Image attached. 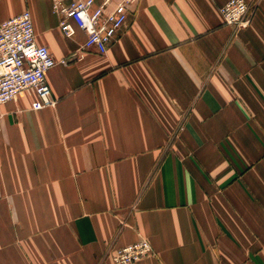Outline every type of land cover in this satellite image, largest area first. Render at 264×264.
<instances>
[{
    "label": "crops",
    "instance_id": "obj_1",
    "mask_svg": "<svg viewBox=\"0 0 264 264\" xmlns=\"http://www.w3.org/2000/svg\"><path fill=\"white\" fill-rule=\"evenodd\" d=\"M228 0H137L106 54L68 39L51 0L25 10L55 60L0 117V264H264V0L243 30Z\"/></svg>",
    "mask_w": 264,
    "mask_h": 264
},
{
    "label": "built area",
    "instance_id": "obj_2",
    "mask_svg": "<svg viewBox=\"0 0 264 264\" xmlns=\"http://www.w3.org/2000/svg\"><path fill=\"white\" fill-rule=\"evenodd\" d=\"M137 0H51V11L60 18L59 29L71 39L77 30L85 34L81 51L106 54L118 36ZM223 22L236 29H246L252 20L245 0H228L219 8ZM69 60H55L49 49L35 43L31 14L28 10L0 23V117L2 108L21 92L32 90L36 100L32 110L54 104L46 74ZM154 255L146 239L114 250L112 264H133Z\"/></svg>",
    "mask_w": 264,
    "mask_h": 264
}]
</instances>
